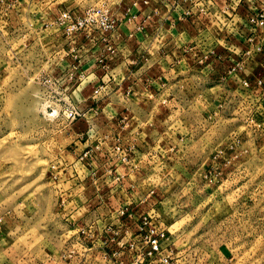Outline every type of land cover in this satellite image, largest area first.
<instances>
[{
  "label": "crops",
  "instance_id": "crops-1",
  "mask_svg": "<svg viewBox=\"0 0 264 264\" xmlns=\"http://www.w3.org/2000/svg\"><path fill=\"white\" fill-rule=\"evenodd\" d=\"M0 1L1 43H12L16 36L18 45L41 46L42 53L26 55L48 66L56 60L58 69L45 68L41 75L46 84L54 76L83 112L53 176L65 226L77 228L76 233L92 222L94 247L104 238L92 232L101 220L120 222L115 221L117 212L127 207L128 219L136 221L154 203L138 181L147 176L144 166L162 155L159 141L149 136L167 133L180 141L179 136H193L200 126L209 129L219 113L237 108L236 89L243 77L264 82V31L256 32L250 23L253 15L264 12V0H156L155 5L95 0L93 6L109 8L118 28L110 35L82 34L73 41L55 21L61 12L82 14L92 7L85 1L73 0V6L62 0ZM257 92L261 97L249 101L261 102L264 111V86ZM143 97L156 98V105L168 102L176 113L186 110L187 117L195 111L201 119L186 127L176 120L164 133L151 134L141 126L148 124L141 120ZM115 142L129 149L128 162L118 161ZM129 235L105 239L128 240ZM112 250L127 251L126 246Z\"/></svg>",
  "mask_w": 264,
  "mask_h": 264
},
{
  "label": "rangeland",
  "instance_id": "rangeland-1",
  "mask_svg": "<svg viewBox=\"0 0 264 264\" xmlns=\"http://www.w3.org/2000/svg\"><path fill=\"white\" fill-rule=\"evenodd\" d=\"M15 37L6 45L0 39V264H71L77 260L62 257L81 246L79 230L89 231L93 223L76 233L65 226L53 174L70 149L77 120L68 116V95L55 84L48 88L41 75L45 68L56 71L57 61L48 66L30 60L26 54L42 53V47L18 45ZM155 99H139L141 120L148 122L141 126L151 134L164 133L176 120L186 127L201 119L195 111L189 117L186 110L174 112L168 102L156 105ZM240 119L200 126L180 141L167 133L149 136L159 141L162 155L144 166L147 176L138 181L154 201L143 210L152 224L141 218L135 224L120 211L115 219L120 222L101 220L92 232L104 238L89 259L95 264H161V257L171 264H264V136L245 135L250 126ZM152 227L164 233L159 254L149 250ZM109 234H130V239H108L105 245ZM124 246V254L112 250Z\"/></svg>",
  "mask_w": 264,
  "mask_h": 264
},
{
  "label": "built area",
  "instance_id": "built-area-1",
  "mask_svg": "<svg viewBox=\"0 0 264 264\" xmlns=\"http://www.w3.org/2000/svg\"><path fill=\"white\" fill-rule=\"evenodd\" d=\"M200 11L201 13H205L204 8H201ZM250 23L256 28V32L259 33L261 30L264 31V12L253 15L250 18ZM55 25L61 30L64 37L72 39L73 41L82 34L89 37L95 34H100L101 36L110 35L118 28V20L112 16L107 6L100 5L89 7L85 9L82 14H75L72 11L61 12L55 21ZM53 79L54 81L47 84V87L52 88L55 84L56 87L60 88V82H56L55 78ZM262 86H264L262 78L256 76L253 79L247 76L243 77L240 85H238L236 89V98L240 102L237 105V108L219 113L217 118L213 119V121L211 120V124H218L227 119L233 120L236 118L238 120L241 118L240 121L242 124L250 126L249 133L246 132L245 135L264 136V111H261V102L249 101L250 97H261L257 90ZM240 87L241 92H239ZM67 99H64V103L67 106L66 109L69 118L72 119V122L81 119L83 117V112L78 106L74 105L69 99ZM259 132L262 133L259 134ZM113 150L116 153L118 161L123 163L129 161V149H127L121 142H115L113 144ZM120 212L122 215L128 214V216H130L127 208L125 210L121 209ZM139 218H141L139 221H144V224L151 226L152 222L149 221L151 216L148 218L146 215H141ZM134 223L137 224L138 221ZM150 232V235H147L149 238L148 243L150 253L159 254L161 252V238L164 236V233L159 234L156 227H152ZM79 237L81 238L79 243L81 246L79 248L69 249L62 257L65 260H67V258H74L77 260L76 262L71 260V264L88 263L90 255H94V252L92 251L95 247L92 243V234L89 233V231H82ZM108 244L109 240H106L105 245ZM160 260L161 264H171L167 257H161Z\"/></svg>",
  "mask_w": 264,
  "mask_h": 264
},
{
  "label": "bare ground",
  "instance_id": "bare-ground-1",
  "mask_svg": "<svg viewBox=\"0 0 264 264\" xmlns=\"http://www.w3.org/2000/svg\"><path fill=\"white\" fill-rule=\"evenodd\" d=\"M79 231H80V232H79V235H80V233H81L82 231H81V229H80ZM88 262H89V263H94V260H90V259H88ZM94 264H95V263H94Z\"/></svg>",
  "mask_w": 264,
  "mask_h": 264
}]
</instances>
